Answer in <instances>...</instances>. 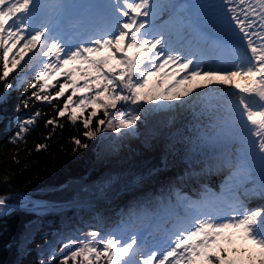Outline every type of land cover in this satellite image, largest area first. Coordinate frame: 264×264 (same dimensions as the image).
<instances>
[{
    "label": "snow or ice",
    "instance_id": "6c2138e0",
    "mask_svg": "<svg viewBox=\"0 0 264 264\" xmlns=\"http://www.w3.org/2000/svg\"><path fill=\"white\" fill-rule=\"evenodd\" d=\"M15 92L10 144L47 115L40 101L45 139L75 128L74 154L143 151L123 167L98 153L59 198L5 175L0 236L29 217L12 264H264V0H0V105Z\"/></svg>",
    "mask_w": 264,
    "mask_h": 264
},
{
    "label": "trees",
    "instance_id": "16d2710c",
    "mask_svg": "<svg viewBox=\"0 0 264 264\" xmlns=\"http://www.w3.org/2000/svg\"><path fill=\"white\" fill-rule=\"evenodd\" d=\"M19 47L21 46L19 45ZM12 55L15 56L16 53L13 52ZM9 58L11 59V57ZM25 59H27L26 55ZM23 63L24 61L22 60L21 65ZM17 71H19V68H17ZM22 97V92L13 93L6 106L0 105V115H17L15 107ZM34 103L39 110L47 115L42 117L37 125L34 126L31 134L27 137L26 144L21 142L19 146H16L8 143L9 137L14 134L16 129L13 127L11 131H5L7 121L0 123V193L6 190L3 178L8 175L11 178L10 183L13 191L31 192L34 194V198H59L61 193L53 191V189L64 185L66 186L65 192H71L76 182L82 177L96 175L97 170L101 167L98 153L109 155L106 167H122L119 164V157L123 144L120 146L118 153H111V144L109 142L101 144L99 140L89 141L88 149H81L74 154L73 148L75 145L71 143V138L78 135V132L67 124L64 129L57 128L51 140L45 139L51 128L45 127L44 120L52 116L53 109L46 102L35 101ZM5 107L8 108L6 113L4 112ZM60 122L66 123L64 120ZM145 131L142 127L141 132L144 133ZM134 140L142 145V138ZM37 143H47L49 148L37 151ZM17 153H19L18 156L16 155ZM16 159H19V164L15 162ZM89 172L91 173L88 175ZM67 214L69 216L73 215L71 211ZM28 218V215L23 212L14 213L7 218L8 231L3 236H0V264H5V262L12 264L16 260L17 243L22 238L24 224ZM37 243H41V241L37 240ZM32 247L34 249L35 245ZM36 259V252L33 251L31 256L25 258L24 264H33Z\"/></svg>",
    "mask_w": 264,
    "mask_h": 264
},
{
    "label": "bare ground",
    "instance_id": "6f19581e",
    "mask_svg": "<svg viewBox=\"0 0 264 264\" xmlns=\"http://www.w3.org/2000/svg\"><path fill=\"white\" fill-rule=\"evenodd\" d=\"M130 149L135 151H130ZM143 151V147L140 144L134 142V140L127 141L123 144V148L120 155V163L126 164L128 163V158L131 157L133 161H139L142 157L138 154Z\"/></svg>",
    "mask_w": 264,
    "mask_h": 264
},
{
    "label": "rangeland",
    "instance_id": "374dc122",
    "mask_svg": "<svg viewBox=\"0 0 264 264\" xmlns=\"http://www.w3.org/2000/svg\"><path fill=\"white\" fill-rule=\"evenodd\" d=\"M135 143H137V144H140L139 142H137V141H134ZM124 144V143H123ZM121 165H123L124 166V164H121Z\"/></svg>",
    "mask_w": 264,
    "mask_h": 264
},
{
    "label": "water",
    "instance_id": "95a60500",
    "mask_svg": "<svg viewBox=\"0 0 264 264\" xmlns=\"http://www.w3.org/2000/svg\"><path fill=\"white\" fill-rule=\"evenodd\" d=\"M91 172L88 173V175L90 174Z\"/></svg>",
    "mask_w": 264,
    "mask_h": 264
}]
</instances>
